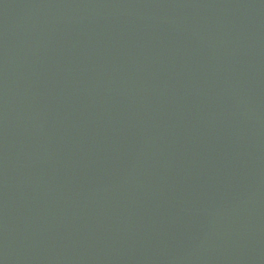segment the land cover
<instances>
[{"label": "water", "instance_id": "water-1", "mask_svg": "<svg viewBox=\"0 0 264 264\" xmlns=\"http://www.w3.org/2000/svg\"><path fill=\"white\" fill-rule=\"evenodd\" d=\"M0 264H264V0H0Z\"/></svg>", "mask_w": 264, "mask_h": 264}]
</instances>
